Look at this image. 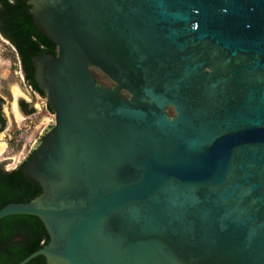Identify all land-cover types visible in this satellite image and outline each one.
I'll use <instances>...</instances> for the list:
<instances>
[{
  "label": "water",
  "instance_id": "1",
  "mask_svg": "<svg viewBox=\"0 0 264 264\" xmlns=\"http://www.w3.org/2000/svg\"><path fill=\"white\" fill-rule=\"evenodd\" d=\"M32 5L55 123L20 167L42 193L0 220L50 240L19 264H264V0Z\"/></svg>",
  "mask_w": 264,
  "mask_h": 264
},
{
  "label": "rangeland",
  "instance_id": "2",
  "mask_svg": "<svg viewBox=\"0 0 264 264\" xmlns=\"http://www.w3.org/2000/svg\"><path fill=\"white\" fill-rule=\"evenodd\" d=\"M101 77L99 74L95 73ZM102 84H110L103 80ZM0 92L4 96L5 111L10 125L0 134V165L13 170L21 166L32 153V147L44 132L55 123V116L47 108L44 97L34 93L23 81L18 60L11 49L0 40ZM32 104L36 113L25 116L19 108V101ZM23 134L20 143L16 142ZM12 136L13 139H10Z\"/></svg>",
  "mask_w": 264,
  "mask_h": 264
},
{
  "label": "flooded vegetation",
  "instance_id": "3",
  "mask_svg": "<svg viewBox=\"0 0 264 264\" xmlns=\"http://www.w3.org/2000/svg\"><path fill=\"white\" fill-rule=\"evenodd\" d=\"M32 1L33 0H0V40L4 44H6L9 49L12 50L15 57L17 58L19 69L21 71V74L23 76V81L25 82V84H27L26 81L27 73L24 69L23 59L20 56L18 48L21 45L26 46L29 43L20 40V38L22 37L21 34L22 29L20 27L22 25V20L19 17H23L25 15V13H22L21 15L22 11L26 12V15H28L29 18L28 22H30L33 27V28L31 27L32 33H31L30 41L35 46H39V47L45 46L47 42L45 39L46 36L42 34L41 31L35 26L34 19L31 16L30 12L31 9H33ZM13 14L17 16L18 19H14L13 17V20H11L10 16H12ZM101 85L107 88H113L115 86V84L111 80H110V84H106V85L101 84ZM27 86L34 93H37L28 84ZM123 94L126 98L130 97V95L127 92H124ZM23 102L29 104V108H34V106L26 102L25 100L19 101V108L21 112H23L25 116H32L27 114V110L22 104ZM5 103L6 100L0 92V128L2 127L3 121H5V125H6L5 129H6L10 125V120L5 111ZM168 114L171 117L175 116V112L172 108L168 110ZM0 167H3L2 169H0V172L5 173L12 171L5 168L4 164H1ZM7 191H8L7 188L0 187V197L5 196L3 193ZM4 219L5 218L0 220V263L9 264L11 263V261L13 262L15 257L26 253L27 248L31 245V240L33 237V229H34L33 228L34 220H4ZM37 225L38 227H36L35 230L36 232H41L40 237H42L43 240L45 234H48L47 229L45 225H39V224Z\"/></svg>",
  "mask_w": 264,
  "mask_h": 264
},
{
  "label": "trees",
  "instance_id": "4",
  "mask_svg": "<svg viewBox=\"0 0 264 264\" xmlns=\"http://www.w3.org/2000/svg\"><path fill=\"white\" fill-rule=\"evenodd\" d=\"M23 17H19L22 20V25L20 26L22 29V37L20 40H23L26 43H29L26 46L21 45L18 48L21 58L23 59L24 69L27 73L26 81L27 84L32 87L34 91L39 93L42 97L43 93L41 92L36 80L34 78V68L32 64V60L38 56L48 53L57 54V47L52 44L46 37V45L43 47L35 46L31 41V33H32V25L28 22L29 18L26 15V12ZM18 14V13H15ZM18 19L17 16L14 14L10 16V19L13 20ZM33 28V27H32ZM92 73L97 79V82L102 84L103 80H107L110 82L109 78L105 76L102 72L97 69H92ZM95 73L99 74L101 77L97 76ZM27 110L28 115H33L36 113L34 108H29V104L23 102L22 103ZM49 109V107L47 106ZM50 110V109H49ZM3 121V120H2ZM5 121L2 123V127L0 128V133L5 131ZM21 166L17 167L16 169L10 172H0V187L7 188V192L3 193L5 196L0 197V209L9 203H20V202H30L36 197H38L42 193V188L39 185H35L27 180V178L21 172ZM3 167H0L2 169ZM4 220H34L33 224V237L31 240V245L27 248L26 253L23 255H19L14 258L13 262L9 264H18L25 258H27L32 253L36 252L37 250L43 248L50 240L49 234H45L44 239L40 237L41 232H36V227L39 225H44L43 222L36 216H28V215H12L6 217ZM44 235V233H43ZM3 264V263H0ZM28 264H47L45 257L39 256L31 260Z\"/></svg>",
  "mask_w": 264,
  "mask_h": 264
},
{
  "label": "built area",
  "instance_id": "5",
  "mask_svg": "<svg viewBox=\"0 0 264 264\" xmlns=\"http://www.w3.org/2000/svg\"><path fill=\"white\" fill-rule=\"evenodd\" d=\"M22 138H23V134H19V138H16V142L19 144ZM10 139H13L12 136H10ZM37 142H38V141H36V143H37ZM36 143H35V144H36ZM34 146H35V145H34ZM34 146H33V147H34ZM33 147L31 148L32 151H33Z\"/></svg>",
  "mask_w": 264,
  "mask_h": 264
}]
</instances>
